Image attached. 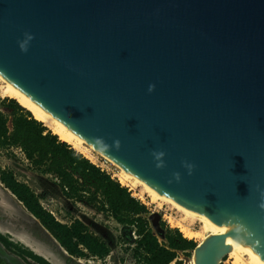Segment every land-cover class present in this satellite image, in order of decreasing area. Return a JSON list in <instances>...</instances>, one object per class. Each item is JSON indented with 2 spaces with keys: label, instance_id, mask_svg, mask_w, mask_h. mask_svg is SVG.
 I'll use <instances>...</instances> for the list:
<instances>
[{
  "label": "water",
  "instance_id": "water-1",
  "mask_svg": "<svg viewBox=\"0 0 264 264\" xmlns=\"http://www.w3.org/2000/svg\"><path fill=\"white\" fill-rule=\"evenodd\" d=\"M0 76L222 230L194 264L235 236L264 263V0H0Z\"/></svg>",
  "mask_w": 264,
  "mask_h": 264
},
{
  "label": "rangeland",
  "instance_id": "rangeland-1",
  "mask_svg": "<svg viewBox=\"0 0 264 264\" xmlns=\"http://www.w3.org/2000/svg\"><path fill=\"white\" fill-rule=\"evenodd\" d=\"M7 98L10 97L0 95V109L5 113L10 112L2 105L3 102L7 103ZM89 151L93 159L90 160L118 180L119 168L101 154L91 149ZM0 175H11L15 180L25 183L42 208L56 220L65 224L75 219L81 220L88 232L102 242L106 249L103 254H95L80 246L83 256L63 253L39 227L23 203L0 180V244L23 264H147L148 256L139 246V236L133 227L118 222L108 211L99 209L98 203H89L86 197L76 199L66 196L58 178L35 167L19 147H0ZM125 186L133 197L147 207L144 217L159 242H162L160 234L164 232L163 229L167 226L175 228L178 222L192 230L201 231V237L191 238L196 244L206 236L199 220H189L166 201L152 200L140 184ZM192 255L193 250L178 252L169 264H176L178 260L180 264H192ZM221 263L232 264L228 254Z\"/></svg>",
  "mask_w": 264,
  "mask_h": 264
},
{
  "label": "trees",
  "instance_id": "trees-1",
  "mask_svg": "<svg viewBox=\"0 0 264 264\" xmlns=\"http://www.w3.org/2000/svg\"><path fill=\"white\" fill-rule=\"evenodd\" d=\"M6 101L2 105L10 112L0 109V147H19L35 167L58 178L66 196L76 199L86 197L89 203H98L99 209L108 211L118 222L133 227L139 236V246L148 256L147 264H169L178 252L194 249L196 242L183 236L177 227H165L160 234L162 242H159L144 217L147 207L133 197L126 186L59 139L15 99L7 98ZM0 180L68 254L83 256L81 247L95 254L106 251L105 245L88 232L81 220L62 223L42 208L25 183L11 175H0Z\"/></svg>",
  "mask_w": 264,
  "mask_h": 264
},
{
  "label": "bare ground",
  "instance_id": "bare-ground-1",
  "mask_svg": "<svg viewBox=\"0 0 264 264\" xmlns=\"http://www.w3.org/2000/svg\"><path fill=\"white\" fill-rule=\"evenodd\" d=\"M0 82L2 83V86L0 85V87H1L0 88V95L15 99L22 107H24L25 109L30 111L35 119L41 121L47 128H49L54 134H56L59 137V139L70 144L73 148H75L77 151L82 153L88 159L92 158L91 157L92 153L89 151V149L100 154L99 151H97L95 148H93L92 146L87 144L81 137H79L77 134L72 132L69 128H67L65 125H63L61 122H59L56 118H54L51 114L46 112L43 108L38 106L35 102H33L31 99H29L26 95H24L21 91H19L16 87H14L12 84H10L8 81H6L1 76H0ZM91 160H93V159H91ZM109 161L112 162L111 160H109ZM112 163L119 168L120 171L117 175V178L121 182V184H123L124 186L129 185V184L136 186V185L140 184L141 186H143V190L146 193H148V195L151 197L152 200L166 201V202L172 204L176 209L181 211L185 215V217L188 218L189 220L190 219H196V220H199L200 222H202V230L206 232V236L208 234L222 233L223 232L217 226L212 224L203 215H200V214H198V213H196L190 209H187V208H185L179 204L172 202L171 200H169L165 196L161 195L159 192H157L153 188H151L148 185H146L145 183L141 182L137 177L133 176L132 174H130L128 171H126L122 167L118 166L114 162H112ZM31 217L33 218V216H31ZM33 219H35V218H33ZM36 223H37V221H36ZM176 226L180 229L183 236H185L189 239L200 236L199 233H201V231L199 232L198 230L197 231L192 230L188 226L184 225L182 222H178ZM206 236H203V237L205 238ZM229 244H230V250L227 254H228V259L230 260V262L232 264H264L257 256H255L245 246V244L237 236H235L229 242ZM191 262H192V264H194L193 255H192Z\"/></svg>",
  "mask_w": 264,
  "mask_h": 264
},
{
  "label": "clouds",
  "instance_id": "clouds-1",
  "mask_svg": "<svg viewBox=\"0 0 264 264\" xmlns=\"http://www.w3.org/2000/svg\"><path fill=\"white\" fill-rule=\"evenodd\" d=\"M28 39L29 40L32 39L31 35L28 36ZM20 48H21L22 51H26L27 50L26 43H21L20 44ZM153 88H154V85L150 86L149 87V91H151ZM115 144L118 147L119 146V141L118 140L115 141ZM162 156H163V153H158L157 154V159L159 161V163L157 164L158 167L162 166V164H163V161L160 160V157H162ZM188 167H189V169H191L193 166L192 165H188ZM176 178H177V180L179 179V175L178 174H177Z\"/></svg>",
  "mask_w": 264,
  "mask_h": 264
}]
</instances>
